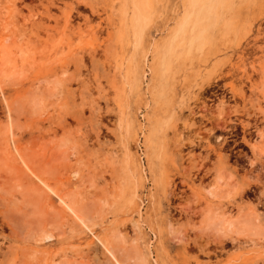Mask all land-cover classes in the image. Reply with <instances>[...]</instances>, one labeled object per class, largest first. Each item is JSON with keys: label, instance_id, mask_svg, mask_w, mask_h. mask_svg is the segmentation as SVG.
Here are the masks:
<instances>
[{"label": "rangeland", "instance_id": "374dc122", "mask_svg": "<svg viewBox=\"0 0 264 264\" xmlns=\"http://www.w3.org/2000/svg\"><path fill=\"white\" fill-rule=\"evenodd\" d=\"M2 45L0 264H264V0H0Z\"/></svg>", "mask_w": 264, "mask_h": 264}, {"label": "bare ground", "instance_id": "6f19581e", "mask_svg": "<svg viewBox=\"0 0 264 264\" xmlns=\"http://www.w3.org/2000/svg\"><path fill=\"white\" fill-rule=\"evenodd\" d=\"M9 61H10V51L8 50L7 47L2 45L0 47V72L5 77H10L11 74L14 73L13 71L10 72L9 69L7 68ZM10 112L11 111L9 110V114H8L9 121L11 120V113ZM16 150H17L16 154L18 155L19 160H20V162L22 164V166H21L22 170L27 172V173H30L34 177H36L45 186L46 191H48L49 193H51V192L52 193H56V190L54 189V187L52 185L47 183L45 180H42L41 175L36 170L34 165L31 163L30 158L27 156V154L26 153H22L19 149H16ZM0 161H4L5 164H7L6 167H9L10 170L13 172V174H16L15 176L19 177L21 175V174L18 175L20 170L14 164H10L8 157L2 156ZM33 192H35V190H31V193H33ZM29 193H30V191H29ZM60 202L62 204H64V206H66L67 208L72 210V207L70 206V204H68L63 198H60ZM28 213L31 215L30 221L32 222L31 225L33 226L32 229L31 228L30 229L33 230L35 228L36 229L35 231H36L37 235L39 237H41V238H44V239L50 238L51 235H52V232L49 230V227L46 226V228H45V227L42 226L43 219L41 218V210H40L38 202L31 201V207L28 209ZM28 213H26V214L28 215ZM50 221H51V219L49 218L48 222H50ZM48 224H50V223H48ZM32 234H33V231L29 235H32ZM105 245H106L109 253L114 256L113 249L109 246V244L105 243ZM116 262H117V264H122L118 259H116Z\"/></svg>", "mask_w": 264, "mask_h": 264}]
</instances>
